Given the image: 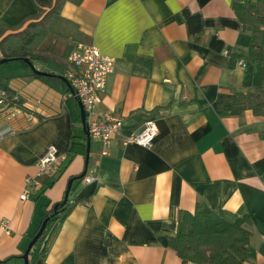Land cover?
<instances>
[{"label": "crops", "instance_id": "1", "mask_svg": "<svg viewBox=\"0 0 264 264\" xmlns=\"http://www.w3.org/2000/svg\"><path fill=\"white\" fill-rule=\"evenodd\" d=\"M246 1L64 2L58 31L33 60L49 75L21 61L0 73L24 106L16 116L0 107V219L11 221L10 233L0 230V261L24 264L29 242L89 155L87 173L98 179L73 182L77 203L50 224L30 264H196L184 263L169 237L179 212L199 204L249 216L244 264H264V115L226 106L263 80V66L246 56L250 34L234 8ZM37 12L35 0H0V24L15 27L6 34L26 29ZM80 42L116 59L94 107L97 116L123 121L106 155L94 137L88 152L80 99L66 77L68 54ZM150 118L158 128L152 146L126 143ZM6 127L11 132L2 134ZM50 144L58 160L39 174Z\"/></svg>", "mask_w": 264, "mask_h": 264}, {"label": "trees", "instance_id": "2", "mask_svg": "<svg viewBox=\"0 0 264 264\" xmlns=\"http://www.w3.org/2000/svg\"><path fill=\"white\" fill-rule=\"evenodd\" d=\"M35 1L38 12L34 14V20L37 21L31 22L23 31L6 34L8 28L15 27L0 24L2 58L23 63H26L25 59H29L33 62L37 56L43 55L40 44L44 38L58 31L62 20L61 8L66 0ZM44 6L50 8L45 15H43ZM234 8L243 24V29L250 34L246 56L251 62H259L263 66V80L252 91L239 93L226 106L236 115L246 109H252L257 115H264V0H247L245 3L235 4ZM0 88L7 91L10 104H17L24 109L19 96L18 99H12L16 93L10 89L6 79L0 78ZM55 205H58L57 213L48 222L43 235L32 248L31 253L39 249L50 224L65 219L75 204L70 205L69 198L64 203L63 199L53 205L46 217L54 213ZM249 224L250 217L247 215L240 216L226 209L212 210L199 204L195 212L186 210L179 212L178 229L175 235L169 237V246L175 250L184 263L244 264L250 258L246 249L252 237ZM5 263L6 261H0V264Z\"/></svg>", "mask_w": 264, "mask_h": 264}, {"label": "built area", "instance_id": "3", "mask_svg": "<svg viewBox=\"0 0 264 264\" xmlns=\"http://www.w3.org/2000/svg\"><path fill=\"white\" fill-rule=\"evenodd\" d=\"M68 59L71 64V69L67 71L66 77L72 84L76 96L79 97L83 104L86 112L87 129L90 136L100 139L103 142V154L106 155L109 153V146L112 140L122 133L123 121L121 118L115 117L110 113L97 116L94 112V107L101 99L108 75L114 71L116 59L113 56L102 53L96 45L85 44L83 42L73 46ZM238 64L245 66V59L240 58ZM12 99H18V96H14ZM0 107L9 109L11 116H16L24 111L17 104H10L8 93L3 88H0ZM9 132H11V128L6 127L2 131V134ZM157 134L158 128L156 121L150 118L146 120L144 127L140 131L126 135L125 142L150 147ZM57 160L58 150L55 145L50 144L45 154L37 162L39 174L49 173ZM97 179V175L93 173H87L83 178L86 184L94 183ZM27 181L30 183L34 179L28 177ZM36 184L38 183L36 182ZM28 196V191H25L21 195V198L26 199ZM76 202V197L69 196L70 205H74ZM0 230L3 233L11 232V221L9 218L0 219Z\"/></svg>", "mask_w": 264, "mask_h": 264}, {"label": "water", "instance_id": "4", "mask_svg": "<svg viewBox=\"0 0 264 264\" xmlns=\"http://www.w3.org/2000/svg\"><path fill=\"white\" fill-rule=\"evenodd\" d=\"M10 61H13V59H9V58H2L0 59V66H2L3 64L7 63V62H10ZM26 63H28L33 71L39 75H49V73H46V72H43V71H40L38 70L35 65L33 64V62H31L29 59H25L24 60ZM64 79V78H62ZM80 107H81V111H82V119H83V123L86 125L85 128L87 127V123H86V112H85V109L83 107V104L82 102L80 101ZM86 134H87V138H88V152H89V145H90V141H91V136L89 134V131L88 129L86 130ZM88 164H89V155L86 156V167H85V170L83 171V173H81L79 176L77 177H73L69 180V183H68V187H67V190H66V193H65V197H64V203L68 200L69 198V195H70V191L72 189V184L73 182L76 180V179H81L83 178L84 176H86L87 174V170H88ZM57 208H58V205H55L54 207V213L53 214H50L49 216L45 217L38 232L33 236V238L31 239V241L29 242L26 250L24 251V254L21 256V258L24 260V264H30V259H29V255H30V252L32 250V248L35 246V244L37 243V241L40 239V237L43 235L47 225H48V222L50 221V219H52L54 217V215L57 213Z\"/></svg>", "mask_w": 264, "mask_h": 264}, {"label": "rangeland", "instance_id": "5", "mask_svg": "<svg viewBox=\"0 0 264 264\" xmlns=\"http://www.w3.org/2000/svg\"><path fill=\"white\" fill-rule=\"evenodd\" d=\"M17 63H19V62L17 60H15V61H10V62L3 64L2 66H0V73L2 70H4L5 67H9V66L15 65Z\"/></svg>", "mask_w": 264, "mask_h": 264}]
</instances>
